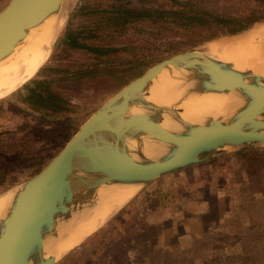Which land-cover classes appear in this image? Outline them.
I'll list each match as a JSON object with an SVG mask.
<instances>
[{
    "label": "rangeland",
    "instance_id": "rangeland-1",
    "mask_svg": "<svg viewBox=\"0 0 264 264\" xmlns=\"http://www.w3.org/2000/svg\"><path fill=\"white\" fill-rule=\"evenodd\" d=\"M8 1L0 0V11ZM125 1L133 4L142 0H62L61 24L53 43L58 41L54 48L51 45L46 64L66 72L53 77L42 73L40 77L53 79V88L75 110L73 113L54 116L31 113L24 105L7 96L15 90L5 95L2 98L4 101L0 99V155H23L30 165L6 180L0 194L25 182L42 169L95 110L135 80L125 76L117 84L119 86L120 82H124L125 85L112 91L107 90L111 88L109 83L103 85L91 82L84 85L85 80L75 79L72 73L100 63L98 65L106 69H135L140 77L152 66L178 53L197 50L230 36L192 44L193 41L188 40L195 38L193 32L187 30L177 34L173 26L167 29L149 24L119 26L117 32L104 40L117 48V52L111 56V62L104 65L85 51L70 48L60 41L68 26L82 29L98 21L84 11L111 10L113 4H123ZM196 1L209 11L226 15L249 14L257 10L259 15L264 16V10L251 0ZM80 11L84 15L79 14ZM102 27L101 24L100 29ZM101 33L107 35L106 31ZM176 45H180V49ZM221 155L209 163L189 166L188 169L157 178L121 212L102 223L100 228L93 229L86 238V234L83 235L78 243L72 245L71 250L56 259L55 264H194L186 253L180 252L176 241L182 228L175 221L186 222L177 216L185 205L192 212L200 211L205 215L204 220L210 227L216 230L221 225L224 232L228 231L225 236L223 231H212L216 238L221 235L222 238L215 242L212 240V248L200 249L197 257L205 259L199 264H225L222 263L225 256L232 264H248L251 258L254 260L251 264H264V144L242 146ZM229 202L231 206H227ZM226 207L232 211L228 215ZM222 214L225 217L221 220ZM250 235L253 238L244 239ZM221 240L223 245L219 242ZM240 243L244 249L236 248Z\"/></svg>",
    "mask_w": 264,
    "mask_h": 264
},
{
    "label": "water",
    "instance_id": "water-1",
    "mask_svg": "<svg viewBox=\"0 0 264 264\" xmlns=\"http://www.w3.org/2000/svg\"><path fill=\"white\" fill-rule=\"evenodd\" d=\"M61 5L62 0H9L0 11V62L30 30L56 16ZM257 26H264V21L225 40ZM254 43L264 47V39ZM181 62H185V73L172 95L164 99L162 88L152 91L164 67ZM251 66L246 64L236 73L230 63L191 50L152 66L121 88L42 169L9 190L14 191L13 197L0 216V264H55L47 243L66 233L64 222H72L77 212L95 208L96 192L103 186H137L135 196L105 223L162 175L242 146L264 144V77ZM216 68L223 70L225 79L216 86H204V78ZM229 93L237 96L239 106L226 115L215 117L213 110H205L199 123L182 118L184 104L191 98ZM134 109L139 113H132ZM166 118L180 130L162 127ZM145 142L163 144L161 152L148 156L155 149L147 147L148 152Z\"/></svg>",
    "mask_w": 264,
    "mask_h": 264
},
{
    "label": "trees",
    "instance_id": "trees-1",
    "mask_svg": "<svg viewBox=\"0 0 264 264\" xmlns=\"http://www.w3.org/2000/svg\"><path fill=\"white\" fill-rule=\"evenodd\" d=\"M117 1L120 2V0ZM251 1L255 2L258 7L264 10V0ZM112 8L111 10L92 9L91 12L84 11L85 14L96 18L98 21L93 26L87 24L82 29H72L68 26L64 30L60 41L70 48L85 51L91 58H94L98 62L101 61V64L104 65L110 63L111 56L117 52L116 47H112L113 45L104 40L110 38L109 35L112 33L117 32L116 28L119 26L130 27L135 24L141 26L149 24V26H156L159 29H167L169 26H173L177 34L187 30L193 32L196 35L195 38L189 39L188 41H193L192 44H195L240 33L252 24L264 20V16L259 15L257 10L256 12L253 10L249 14L226 15L217 11H209L203 4L196 0H167L166 2L142 0L133 4L125 1L123 4H113ZM79 14L84 15L83 11H80ZM101 24L103 27L100 29ZM110 29L113 30L109 32ZM103 31H106L107 35H103L101 33ZM176 48L180 49V45H176ZM98 64L91 68L88 67L83 70H78L72 74L75 79L80 78L81 80H85L84 85L91 82H97L103 85L109 83L111 88L107 90L112 91L118 90L125 85L124 82H120L119 86L117 85L119 83L118 80H123V77L126 76L130 79H136L140 75L139 72H135V69L127 70L125 68L112 70L106 69ZM65 72L56 67H49L45 62L31 79L8 96L24 105L31 113H42L46 116L73 113L75 107L53 88L54 84L51 81L53 79H46L47 77L58 76ZM42 73L48 74V76L46 75V78H41ZM4 100L2 99V101ZM29 166L28 159H25L23 155H17L16 157L0 155V190L6 180L13 178ZM251 238L253 237L250 235L244 239L249 240ZM230 246H232V243ZM233 247L235 246L233 245ZM236 248L244 249V245L241 247L240 243ZM239 251L243 252L241 250ZM251 255L252 253L248 256ZM223 256H225V253ZM237 257L239 256L237 255ZM195 260L198 264L202 262L198 257ZM253 261V258L248 259V264L253 263ZM224 262H226L225 264H232L229 260L227 261L226 256L222 260V263ZM242 264L244 263L242 262Z\"/></svg>",
    "mask_w": 264,
    "mask_h": 264
},
{
    "label": "bare ground",
    "instance_id": "bare-ground-1",
    "mask_svg": "<svg viewBox=\"0 0 264 264\" xmlns=\"http://www.w3.org/2000/svg\"><path fill=\"white\" fill-rule=\"evenodd\" d=\"M60 24L61 14L59 12L56 16L48 18L37 28L30 30L28 36L14 49V52L0 62V98L31 79L47 61L51 45L53 46V39ZM255 39L260 41L264 39V26H257L250 33L237 36L231 40L213 41L197 49L196 52L202 55H211L221 61L230 63L236 73L242 71L243 66H246V64H252V71L264 77V47L257 46L254 43ZM184 63L165 66L156 77L152 91L155 92L157 88H162L160 93L163 92L164 99L171 96L176 87L179 86L177 80L184 76L186 69ZM225 77L226 74L222 69L211 70L209 75L204 78V86H216L222 83ZM148 100L152 101L153 97L150 96ZM184 105L182 118L190 123H199L202 121L201 116L206 112L205 110H213L211 114L217 117L234 110L239 106V103L237 96L234 93H229L227 95L207 94L198 96L191 98ZM132 113L139 112L134 109ZM162 127L172 131L180 130L167 118L162 122ZM144 146L147 151V147L154 148L155 150L148 151L149 153L146 154L156 157L161 152L163 144L145 142ZM13 192L9 191L0 195V216L3 215L6 207L11 202ZM136 192L137 186L134 185L103 186L96 192L97 202L95 208L77 212L72 222H64L66 233L53 243L48 242L47 250L54 259L60 258L68 249L72 248L74 243H78L83 235L86 234L84 236L86 238L93 229L98 228L108 217L119 210Z\"/></svg>",
    "mask_w": 264,
    "mask_h": 264
},
{
    "label": "crops",
    "instance_id": "crops-1",
    "mask_svg": "<svg viewBox=\"0 0 264 264\" xmlns=\"http://www.w3.org/2000/svg\"><path fill=\"white\" fill-rule=\"evenodd\" d=\"M259 148H261V147H259ZM222 154H224V153H222ZM220 155H218V156H220ZM228 156H230V155H228ZM212 160H214V159H211V160H208L206 162L199 163V164L191 165V166H200L202 164L209 163ZM185 168L188 169L189 166L185 167ZM197 168L199 169L200 167H197ZM173 172H176V171H173ZM167 174H169V173H167ZM214 198L216 200L215 196H214ZM227 206H231V202H229V204H227ZM230 212H232L231 209L226 207V215L230 214ZM177 216L178 217L181 216L184 220H186L185 223L175 221V223H177L178 226H180L182 228L181 234L178 235L179 239H176V241L178 240V245L181 248L180 252H183L184 254L186 253L190 257V260H192L193 263L195 264V263H197L195 259H196L197 254L201 248H212L213 247V246H211L212 240H213V242H215V241L219 240L220 238H222V235L221 236L217 235L218 237L220 236V238H216L215 234L212 231L214 230L217 232H222V231L224 232V227L221 225H218L216 230H215V228L210 227L209 224L207 225V220H204L205 215H203L200 211L199 212H192V210L189 209L188 205H185L182 209H180V212ZM224 217H225L224 214H222L221 220ZM214 226H216V224ZM227 232H224L223 236L227 235ZM186 241H189V243H187ZM219 242L221 245H223L222 240ZM218 246H220V245H218ZM204 259L205 258H200V261H202Z\"/></svg>",
    "mask_w": 264,
    "mask_h": 264
}]
</instances>
